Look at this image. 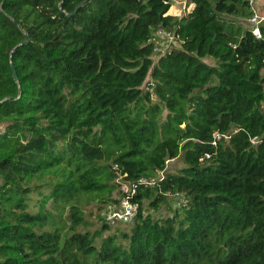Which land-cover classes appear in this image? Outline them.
Segmentation results:
<instances>
[{"label":"trees","instance_id":"trees-1","mask_svg":"<svg viewBox=\"0 0 264 264\" xmlns=\"http://www.w3.org/2000/svg\"><path fill=\"white\" fill-rule=\"evenodd\" d=\"M81 1L0 0V264H264L250 0H185L182 16L171 0H87L68 15ZM160 28L178 45L154 60ZM126 197L128 221L100 215Z\"/></svg>","mask_w":264,"mask_h":264},{"label":"rangeland","instance_id":"rangeland-1","mask_svg":"<svg viewBox=\"0 0 264 264\" xmlns=\"http://www.w3.org/2000/svg\"><path fill=\"white\" fill-rule=\"evenodd\" d=\"M192 5L193 4H189L185 0H171V6H170V8L168 10V14H171V15H174V16L185 15L192 8ZM253 5H254V8H255V12L259 16L264 18V0H253ZM263 21L264 20H262V22H261L262 24L264 23ZM243 26L244 27H246V26L249 27L250 23L249 22H244ZM156 40H157V38L155 39V43H156ZM157 41H158V43H161L160 40H157ZM173 44H177V42L175 40H173V41L171 40L169 45L171 46ZM165 46H166V42H164L163 45L161 46V48L159 49V51H161V52L154 54V57H153L154 60H156L159 57V55L161 53H163V51L165 49ZM206 61L208 63H210V64L214 63L213 59H211V58H206ZM165 113H166V111L164 110V112L162 113V116H165ZM3 127H4L3 125H0V131L3 130ZM181 166H182V164H181V162L178 159L170 160L168 162V170H171V171H176L177 169L181 168ZM181 200H182V197L180 195L170 196V197L167 198V201L165 203H163L159 207L158 211H156L157 213H155V211H153V209H150L149 211L152 212V213H155V214L167 213L168 207H171V208L177 207L179 205V203L181 202ZM34 201H35V199L32 202H34ZM49 205H48V207H49ZM109 208H112V207H103L99 211L100 215L101 216L104 215V213H106ZM31 209L36 210L33 207H31ZM97 213H98L97 205L94 204V203H92L90 206L86 207V209H85V219L88 222L87 226L85 227V229L89 230L90 232H92L96 228H99L100 219L97 217ZM115 227H116V225L112 226L111 230H109V231L108 230L107 231H103L102 232V236H105V235H107L110 232L112 233L113 232L112 229H114Z\"/></svg>","mask_w":264,"mask_h":264},{"label":"built area","instance_id":"built-area-1","mask_svg":"<svg viewBox=\"0 0 264 264\" xmlns=\"http://www.w3.org/2000/svg\"><path fill=\"white\" fill-rule=\"evenodd\" d=\"M250 3L252 4V7L254 8L253 5V0H250ZM262 20H264L263 17L259 16L256 12H255V8H254V14L253 16L249 19V22L253 25V29L252 32L256 35V37H260V29H259V24L262 22ZM156 36H157V40H160L161 43H158V41L156 40L155 46H154V53H160L161 51H159V49L161 48V46L163 45L164 42H166V46L163 52H165L169 47H170V42L171 40L173 41V35L168 32L165 31L163 29H159L156 32ZM159 51V52H158ZM136 209V205H134L133 203L130 202V200H128V198H124L120 205L119 208H109L107 210V212L104 214L105 219L110 223V224H114L116 222H125L128 221L132 214L134 213Z\"/></svg>","mask_w":264,"mask_h":264},{"label":"water","instance_id":"water-1","mask_svg":"<svg viewBox=\"0 0 264 264\" xmlns=\"http://www.w3.org/2000/svg\"><path fill=\"white\" fill-rule=\"evenodd\" d=\"M86 1H87V0H83V1L79 2V3L75 6L74 10H73L71 13H69L68 15H72V14H74V13L76 12V10H77L81 5H83ZM11 70H12L13 78H14L15 80H17V75H16V72H15V70H14V68H13L12 65H11Z\"/></svg>","mask_w":264,"mask_h":264},{"label":"crops","instance_id":"crops-1","mask_svg":"<svg viewBox=\"0 0 264 264\" xmlns=\"http://www.w3.org/2000/svg\"><path fill=\"white\" fill-rule=\"evenodd\" d=\"M193 6V5H192Z\"/></svg>","mask_w":264,"mask_h":264}]
</instances>
